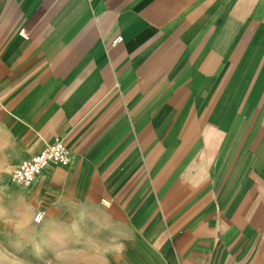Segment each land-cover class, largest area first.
I'll return each instance as SVG.
<instances>
[{
    "label": "crops",
    "instance_id": "1",
    "mask_svg": "<svg viewBox=\"0 0 264 264\" xmlns=\"http://www.w3.org/2000/svg\"><path fill=\"white\" fill-rule=\"evenodd\" d=\"M54 140L0 264H264V0H0V153Z\"/></svg>",
    "mask_w": 264,
    "mask_h": 264
},
{
    "label": "built area",
    "instance_id": "2",
    "mask_svg": "<svg viewBox=\"0 0 264 264\" xmlns=\"http://www.w3.org/2000/svg\"><path fill=\"white\" fill-rule=\"evenodd\" d=\"M117 35L114 41H119ZM69 158L68 148L63 141L54 140L30 157L21 159L10 172V179L18 185H28L32 183L42 170L50 163L65 164ZM45 210L40 208L34 213L33 220L37 223L44 218Z\"/></svg>",
    "mask_w": 264,
    "mask_h": 264
},
{
    "label": "rangeland",
    "instance_id": "3",
    "mask_svg": "<svg viewBox=\"0 0 264 264\" xmlns=\"http://www.w3.org/2000/svg\"><path fill=\"white\" fill-rule=\"evenodd\" d=\"M11 167H12V163L8 161V155L0 153V184L1 182L5 181L6 176H7V181L8 182L11 181L10 179ZM2 221L3 220L0 219V231L4 230V227H5Z\"/></svg>",
    "mask_w": 264,
    "mask_h": 264
}]
</instances>
